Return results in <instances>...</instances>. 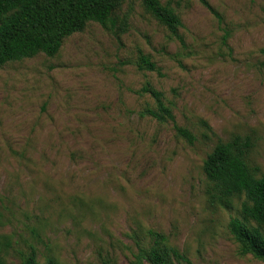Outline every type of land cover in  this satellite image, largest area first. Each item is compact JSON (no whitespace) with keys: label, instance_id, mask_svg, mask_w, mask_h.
Returning a JSON list of instances; mask_svg holds the SVG:
<instances>
[{"label":"rangeland","instance_id":"1","mask_svg":"<svg viewBox=\"0 0 264 264\" xmlns=\"http://www.w3.org/2000/svg\"><path fill=\"white\" fill-rule=\"evenodd\" d=\"M204 1L213 13L158 0L177 15L178 38L142 0H122L115 30L88 23L53 57L0 68L6 264L31 250L36 264H134L151 234L190 264H264L239 255L228 230L243 199L211 207L202 171L215 144L239 134L253 137L250 161L264 174V0ZM141 56L159 73L139 70ZM145 84L173 123L142 115L154 109Z\"/></svg>","mask_w":264,"mask_h":264},{"label":"trees","instance_id":"2","mask_svg":"<svg viewBox=\"0 0 264 264\" xmlns=\"http://www.w3.org/2000/svg\"><path fill=\"white\" fill-rule=\"evenodd\" d=\"M199 1L213 13L204 0ZM142 2L144 8L178 38L180 22L174 10L161 6L158 0ZM121 5L122 0H0V68L38 54L53 57L65 38L81 32L88 23L115 30V14ZM137 68L159 73L155 64L144 56L139 58ZM140 94L148 95L154 102V109H146L143 116L159 123L174 122L160 92L145 84ZM204 126L210 130L206 124ZM175 131L190 144L195 140L183 128L175 127ZM253 149L254 139L250 135L236 134L227 141H218L203 161L202 171L207 182L206 199L211 207L227 209L232 207L234 199H243L242 220L231 219L228 230L238 245L239 255H251L264 262V174L250 161ZM248 221L255 226H250ZM151 236L153 244L139 252L134 264H176L174 260L190 264L174 248L166 246L162 236ZM9 246V242L0 237V248ZM0 264H6L2 257ZM21 264H36L32 250ZM47 264L58 263L48 258Z\"/></svg>","mask_w":264,"mask_h":264}]
</instances>
